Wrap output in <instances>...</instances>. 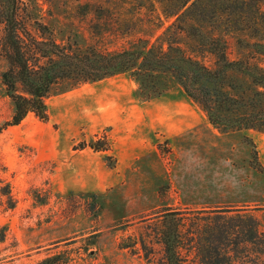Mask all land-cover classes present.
I'll return each mask as SVG.
<instances>
[{
  "label": "rangeland",
  "instance_id": "1",
  "mask_svg": "<svg viewBox=\"0 0 264 264\" xmlns=\"http://www.w3.org/2000/svg\"><path fill=\"white\" fill-rule=\"evenodd\" d=\"M28 1L59 42L107 53L139 38L154 43L175 21L155 0L156 10L133 0ZM88 2L103 9L83 7ZM235 36L227 34L231 60L250 52ZM180 38L189 54L215 66ZM7 68L0 55V264L56 255L65 264H161L155 212L167 206L245 208L264 233V176L249 164L252 141L264 165V132H223L170 76L133 73L65 81L46 100L48 122L31 114L6 127L14 113L2 80ZM103 136L110 152L88 146ZM93 195L98 217L87 209Z\"/></svg>",
  "mask_w": 264,
  "mask_h": 264
},
{
  "label": "trees",
  "instance_id": "2",
  "mask_svg": "<svg viewBox=\"0 0 264 264\" xmlns=\"http://www.w3.org/2000/svg\"><path fill=\"white\" fill-rule=\"evenodd\" d=\"M133 1L156 10L152 0ZM155 1L166 18H175L164 35L154 43L139 38L129 48L107 53L94 46L83 49L76 42H59L52 27L35 16L28 0H0V55L8 63L2 80L14 105L6 127L21 125L31 114L48 122L46 100L65 81L95 82L133 73L170 76L223 132H264V66L258 63L259 57L264 61V0ZM102 4L88 2L83 7L101 11ZM157 26L162 27L160 17ZM229 33L236 35L241 49L250 51L246 57L229 58ZM180 37L212 55L215 66L189 54ZM250 144L249 164L264 176L256 146ZM88 146L111 151L105 136ZM98 201L93 195L87 204L95 217L102 211ZM194 208L167 206L155 212L160 219L157 238L164 251L161 264L263 263L264 233L255 214L241 207ZM140 243L145 248L143 240ZM62 263L65 260L56 255L36 264Z\"/></svg>",
  "mask_w": 264,
  "mask_h": 264
}]
</instances>
